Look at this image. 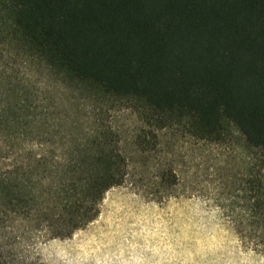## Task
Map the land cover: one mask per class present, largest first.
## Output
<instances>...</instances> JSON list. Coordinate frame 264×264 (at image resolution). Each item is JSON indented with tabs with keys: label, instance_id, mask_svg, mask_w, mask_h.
I'll return each instance as SVG.
<instances>
[{
	"label": "trees",
	"instance_id": "16d2710c",
	"mask_svg": "<svg viewBox=\"0 0 264 264\" xmlns=\"http://www.w3.org/2000/svg\"><path fill=\"white\" fill-rule=\"evenodd\" d=\"M180 140L250 155L227 211L264 253V0H0V144L27 159L1 205L71 236L130 155L175 188Z\"/></svg>",
	"mask_w": 264,
	"mask_h": 264
},
{
	"label": "rangeland",
	"instance_id": "374dc122",
	"mask_svg": "<svg viewBox=\"0 0 264 264\" xmlns=\"http://www.w3.org/2000/svg\"><path fill=\"white\" fill-rule=\"evenodd\" d=\"M121 122L131 142L132 123ZM8 148L0 146V173L27 161ZM171 154L177 159L175 188L163 191L156 166L141 167L130 155L125 182L106 193L99 216L65 238L50 237L0 203L2 259L6 264H264V253L242 242L227 211L232 176H242L250 155L241 147L194 140L178 141Z\"/></svg>",
	"mask_w": 264,
	"mask_h": 264
}]
</instances>
